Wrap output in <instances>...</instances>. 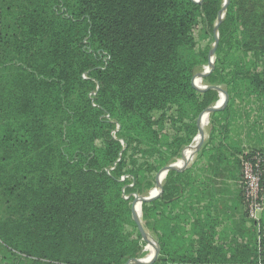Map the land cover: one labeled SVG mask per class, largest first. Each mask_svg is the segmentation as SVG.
I'll return each instance as SVG.
<instances>
[{
    "label": "trees",
    "instance_id": "trees-1",
    "mask_svg": "<svg viewBox=\"0 0 264 264\" xmlns=\"http://www.w3.org/2000/svg\"><path fill=\"white\" fill-rule=\"evenodd\" d=\"M223 6L0 0V264L143 258L132 201L149 195L158 167L182 157L198 135L199 114L219 99L215 88L198 90L193 77L208 64ZM197 26L209 39L200 49ZM217 33L214 66L202 81L229 100L211 115L231 108L237 77L258 60L263 69L250 83L264 92V0H228ZM252 119L264 134L263 117ZM167 123L171 134L163 133ZM257 151L242 156L264 159ZM234 158L208 156L217 167L240 165ZM261 171L264 194V161ZM196 179L188 169L169 170L159 196L141 204L143 227L159 247L146 264H264V211L258 231L235 223L229 245L214 244L211 225L204 230L182 206ZM188 218L190 237L182 226Z\"/></svg>",
    "mask_w": 264,
    "mask_h": 264
},
{
    "label": "crops",
    "instance_id": "crops-1",
    "mask_svg": "<svg viewBox=\"0 0 264 264\" xmlns=\"http://www.w3.org/2000/svg\"><path fill=\"white\" fill-rule=\"evenodd\" d=\"M221 117H218L216 120V123L223 124L224 120H222ZM253 120V119H252ZM251 122L244 116L242 118H237L235 121V127L234 129L236 130L237 135L234 137H230L227 135L223 140L220 135H222V130L221 132L215 131V136H216V142H214L215 146L218 145L222 150H224V147H226L228 143L231 142V140H241L243 144L245 143H252L253 138L255 137L256 133H259L258 137H262V134L257 130V126L253 127L255 123H248ZM207 123L209 125L210 122ZM207 123L204 125V139L205 141H208L210 138V134L212 132V129H214V124L213 126L209 127L208 129H205V126ZM226 126V125H225ZM227 128V126H226ZM216 129V127H215ZM228 129V128H227ZM208 131V132H207ZM229 132V131H228ZM239 134V135H238ZM223 135H225L223 133ZM227 141V142H225ZM212 146V145H210ZM198 153L197 155L199 154ZM227 159L229 158L231 160H235L234 155L228 156L223 153ZM210 155V154H209ZM208 155V156H209ZM229 157V158H228ZM230 160L231 164H221V166L217 167L216 164L214 165V162L210 161L208 159L209 165L206 164L204 173L202 176H200V172L194 167L193 164L189 162V164L186 165V167L183 170L188 169L191 173V175H195L197 178V189H189V193L185 194L186 202L188 203L187 205H182L186 206L185 210L188 209V207L191 206V202L195 198L196 200V206L197 209L199 210L197 213L196 218H201L203 220V224L200 227H203L204 230L208 228L210 225L213 229L214 232V244L217 245H223V246H228L229 241L234 235H236V224H243L245 227L250 228V223L247 219L246 215V207H245V202L243 199V191L241 187V179H240V173H238L239 165L237 163H232ZM238 166V169H237ZM210 169H219L220 173L214 175L213 173H210ZM230 172V173H229ZM200 184V185H199ZM191 190V191H190ZM195 196V197H193ZM190 204V206H189ZM189 212V210H187ZM184 230V235L187 237L191 236L193 233V229H191V225L189 224V234H186L187 231L185 232Z\"/></svg>",
    "mask_w": 264,
    "mask_h": 264
},
{
    "label": "rangeland",
    "instance_id": "rangeland-1",
    "mask_svg": "<svg viewBox=\"0 0 264 264\" xmlns=\"http://www.w3.org/2000/svg\"><path fill=\"white\" fill-rule=\"evenodd\" d=\"M202 36L203 35L201 34V27L200 26L195 27V29H194V37H195V40L197 42V46H198L199 49L205 47L209 43V39L204 38ZM256 57H257L256 55L255 56H250L245 61L246 62L248 61V62H250L252 64L251 61H255ZM213 60H214V57H213ZM262 63H263V61H262ZM262 63L260 64L259 60L255 61V65H252V67L249 68V71L243 72L242 74H240L237 77L238 78V81H237L238 90L236 92V97L233 99V103L231 104V108L228 111H226L225 113H222V114H218V115H211V113H209V115L207 117L208 122H211L212 120L214 121V129H212V132H211L213 134L212 141L207 143V141H205V139H204V141L202 142V145L199 148V150H200L199 154L197 155L198 151L194 152L192 154V156L189 157V160H188V163H187V164H189V162H190L191 164H193L194 167L200 172V176H202V174L204 173V170L206 169L205 168L206 164L209 165L208 155L212 154V153H219V152L222 151L223 153L225 152V154H227L228 156L234 155L236 158H239L237 160L240 161V165H239V163H237L239 165V169H238V166H237V169H238V173H240V175H241L240 179L242 177L241 161L245 157V156H242V155L249 154V152H251L254 149L256 151L259 150L257 152H262V154L264 155V134H262L263 135L262 137H258L259 133H256L255 137L253 138L254 142H252V143L243 144L241 142V140H243V139L231 140L230 143L226 144L227 146L224 147V150H222L220 148V146H218V145L215 146V144H214V142H216L215 131L221 132V130H222V135H220L222 140L227 135L229 136V138L231 136L234 137L235 135H237L236 130L234 129V127H235L234 123H235L236 119L240 115H241L240 118H242L244 116V114H245V116H249V113H242L241 111H239V109L240 110H245V109H249L250 110L249 112L252 113L253 115H251L250 120H249L251 122H248V123L252 124V123H256L257 122V128H256L257 130H258V126L261 125L260 121L257 120L256 122H254L252 120V118H255V116H259V118L263 117V119H264V108H263V105H264V92L261 90V88H255L254 87L255 85L251 84L250 82L252 81V78H253L252 75L253 74H255V73L257 74V73L262 71V69H263V64ZM204 67H206V66H204ZM202 71H200V72H202ZM201 86H204V83H203L202 80H201ZM218 95H219V93H218ZM227 96H228V94H227ZM228 100H229V98H228ZM228 100H227V103H228ZM227 103H226V105H227ZM226 105H225V107H226ZM236 105H240V107H236ZM246 106H248V107H246ZM169 112H171V111H169ZM239 112H241L242 114H240L238 116ZM218 117H221L222 120H224V123H225V125L227 126L228 129L226 128L225 125L221 124V126H220L219 123L218 124L216 123V120H217ZM213 121H212V124H213ZM263 123H264V120H263ZM211 126H213V125H209L207 123V125L205 126V129L209 130V127H211ZM254 126H255V124H254ZM262 126L264 127L263 124H262ZM215 127H216V129H215ZM166 132L170 133V134L172 133L168 123H167V125L165 127V130H163V133H166ZM223 133L225 135H223ZM194 142H195V140H193L192 143H194ZM225 142H227V141H225ZM210 144L212 146H210ZM204 145H206V149H203ZM203 151H204V154H202ZM189 155L190 154H188V156ZM179 160H181V158L178 159L176 162H178ZM150 161H151V163L153 165H160L159 162H156L155 160H150ZM165 167L166 166L158 167V171L155 174V182H156V177H157L158 173L161 170H163ZM163 179L161 180V183H162ZM197 181L198 180H196L195 182H191L190 183V188L191 189H193V190L197 189V187H198L197 186L198 185ZM155 188H156V184L149 191V193L151 191H153ZM193 197H195V196H193ZM196 203L197 202H196V200L194 198L193 201L191 202V206L189 204V206H190L189 207V214L194 219L196 218L197 213L199 211L197 209V206L195 205ZM263 203H264V194H263ZM186 215H187V213H186ZM140 220H141V222L143 224V221L141 219V214H140ZM191 222H192L191 218H188L186 223L183 222V223H185L184 229H185V232L187 231L186 234H189V231H190L189 224ZM252 227L256 228L257 231H258L260 229V227H261V218H260L259 222H254V223L251 222L250 223V228H252ZM148 234H149L151 239H155L154 235H152L151 232L148 233ZM187 237H190V236L187 235ZM149 247L152 248V251L149 250ZM153 248H154V244L145 241L144 255H143V258H141V259H147L152 254Z\"/></svg>",
    "mask_w": 264,
    "mask_h": 264
},
{
    "label": "water",
    "instance_id": "water-1",
    "mask_svg": "<svg viewBox=\"0 0 264 264\" xmlns=\"http://www.w3.org/2000/svg\"><path fill=\"white\" fill-rule=\"evenodd\" d=\"M227 3H228V0H224V6L219 11L218 21L214 26V32H215L214 39H215V41H214L212 48L210 49L209 54H208V64L206 65V67H204L202 72H198L193 77V84L198 90H202V88H215L219 92V99L217 100V102L214 105L206 108L205 110H203L199 114V116L197 118L198 135L194 138L195 142L188 145L183 150L181 161L166 166L163 170H161L158 173V175L156 177V188L153 191H151L148 196H135L134 197V199L132 201V213H133L134 221H135L137 228H138V230L142 236V239L147 241V242L154 244V248H153L152 254L147 259L132 258L126 264H146V263H150L156 259L158 252H159V247H158L156 240L151 239L149 234L145 231L143 224L140 220L141 204L144 201H149V200L155 199L156 197L159 196V194L161 192V184H162L161 180L165 177V175L167 174V172L169 170L184 169L186 167L188 160H189V157L192 156V154L194 152L199 150L200 146L202 145V142L204 141V121H205V118L208 117L209 113L222 110L227 103V100H228L227 93L224 90H222L221 88L216 87V86H199L195 83L196 78L202 80L203 77L207 76L211 72V70L214 66L213 57H214V52H215L216 46L218 44L217 29H218L220 22L223 19L224 9H225ZM220 96L222 97V99L220 98ZM186 150H191V154L189 156H185ZM138 204H139V208H137Z\"/></svg>",
    "mask_w": 264,
    "mask_h": 264
},
{
    "label": "built area",
    "instance_id": "built-area-1",
    "mask_svg": "<svg viewBox=\"0 0 264 264\" xmlns=\"http://www.w3.org/2000/svg\"><path fill=\"white\" fill-rule=\"evenodd\" d=\"M263 161V156L260 153L254 154L251 158H244L241 161V187L249 223L259 222L264 210L261 185V166Z\"/></svg>",
    "mask_w": 264,
    "mask_h": 264
},
{
    "label": "bare ground",
    "instance_id": "bare-ground-1",
    "mask_svg": "<svg viewBox=\"0 0 264 264\" xmlns=\"http://www.w3.org/2000/svg\"><path fill=\"white\" fill-rule=\"evenodd\" d=\"M195 83H196L197 85L201 86V80H200V79L196 78V79H195ZM220 98L222 99L221 96H220ZM206 123H207V117L205 118L204 125H205ZM188 154H191V150H186V151H185V156H188ZM137 208H139V204L137 205ZM148 246H149V245H148ZM149 250L152 251V248L149 247Z\"/></svg>",
    "mask_w": 264,
    "mask_h": 264
}]
</instances>
